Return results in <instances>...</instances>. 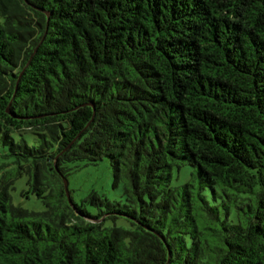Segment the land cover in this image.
Wrapping results in <instances>:
<instances>
[{"label": "trees", "instance_id": "obj_1", "mask_svg": "<svg viewBox=\"0 0 264 264\" xmlns=\"http://www.w3.org/2000/svg\"><path fill=\"white\" fill-rule=\"evenodd\" d=\"M0 264H264V0H0Z\"/></svg>", "mask_w": 264, "mask_h": 264}, {"label": "rangeland", "instance_id": "obj_2", "mask_svg": "<svg viewBox=\"0 0 264 264\" xmlns=\"http://www.w3.org/2000/svg\"><path fill=\"white\" fill-rule=\"evenodd\" d=\"M70 167L67 180L71 198L78 204L82 203L92 192L106 196L114 202H123V188L121 185L114 187V170L109 158H104L98 163L78 162L67 164ZM193 169L191 166H177L173 169V187H181L190 181ZM28 178L23 177L16 182L12 191L13 203L34 212L46 210L42 200L34 194L25 195L29 189ZM91 212L95 209L88 207Z\"/></svg>", "mask_w": 264, "mask_h": 264}, {"label": "water", "instance_id": "obj_3", "mask_svg": "<svg viewBox=\"0 0 264 264\" xmlns=\"http://www.w3.org/2000/svg\"><path fill=\"white\" fill-rule=\"evenodd\" d=\"M64 184H65V192L68 196V199H70V193H69V182L67 179H64Z\"/></svg>", "mask_w": 264, "mask_h": 264}]
</instances>
